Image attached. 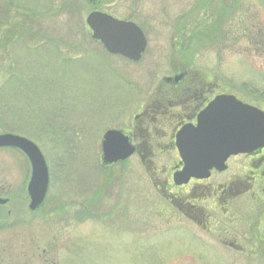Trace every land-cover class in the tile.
<instances>
[{
  "label": "rangeland",
  "instance_id": "obj_1",
  "mask_svg": "<svg viewBox=\"0 0 264 264\" xmlns=\"http://www.w3.org/2000/svg\"><path fill=\"white\" fill-rule=\"evenodd\" d=\"M82 1L0 0L1 72L28 78L40 71L50 79L42 92L0 97V134L26 127L25 135L7 133L33 140L50 170L43 208L32 213L30 162L14 148H0V196L14 200L0 209L2 247L35 243L51 250L48 261L29 264H246L220 243L238 229L228 218L215 213L206 231L172 210L164 213L170 207L137 157L104 167L102 138L136 124L141 101L179 68L208 72L221 91L264 108V43L255 42V34H264V0ZM94 11L143 27L148 46L141 60L107 52L92 32L87 42L77 30L71 39L73 17L85 21ZM64 227L70 234L60 233Z\"/></svg>",
  "mask_w": 264,
  "mask_h": 264
},
{
  "label": "flooded vegetation",
  "instance_id": "obj_2",
  "mask_svg": "<svg viewBox=\"0 0 264 264\" xmlns=\"http://www.w3.org/2000/svg\"><path fill=\"white\" fill-rule=\"evenodd\" d=\"M91 1L95 4V0ZM194 69L174 71L172 76L166 77V84H160V89L141 101L134 116L137 123L128 131L122 130L135 148L131 157L140 160L157 195L170 207L169 210L166 207L164 213L172 210L174 216L180 215L206 231L216 221L215 213H219L238 228L225 234L220 243L235 252L239 262H264V146L230 155L224 169L214 167L207 177L192 176L179 183L182 181L179 173L186 166L178 143L179 133L184 128L191 131L201 127V115L219 95L231 94L241 99L231 92L221 91L220 84L213 82L215 78L210 73ZM199 141L191 139L190 149L195 150L193 143ZM115 164L118 163H104V167L111 169ZM2 198H6L7 203L0 204V209L14 202L11 197ZM42 208L43 205L31 212ZM3 229L0 219V241ZM60 233L67 235L70 230L64 227ZM49 251L42 244L10 243L2 247L0 242V264L9 259H12L10 264L18 260L35 263L41 258L48 261Z\"/></svg>",
  "mask_w": 264,
  "mask_h": 264
},
{
  "label": "water",
  "instance_id": "obj_3",
  "mask_svg": "<svg viewBox=\"0 0 264 264\" xmlns=\"http://www.w3.org/2000/svg\"><path fill=\"white\" fill-rule=\"evenodd\" d=\"M86 22L93 38L111 54L139 61L147 48L144 31L133 21L94 11ZM200 125L192 132L184 128L178 135L181 154L186 162L179 173L182 180L179 183L192 176L207 177L214 167L224 169L230 155L264 146V111L234 95H219L201 115ZM193 138L200 140L193 143L195 150L190 149L189 141ZM3 147L20 149L28 157L32 167L28 183L29 208L36 210L43 204L49 187V170L43 153L31 139L13 133L0 134V148ZM134 151V146L122 131L110 129L104 134V163L125 160ZM5 203L7 199L0 198V204Z\"/></svg>",
  "mask_w": 264,
  "mask_h": 264
},
{
  "label": "trees",
  "instance_id": "obj_4",
  "mask_svg": "<svg viewBox=\"0 0 264 264\" xmlns=\"http://www.w3.org/2000/svg\"><path fill=\"white\" fill-rule=\"evenodd\" d=\"M79 1L81 2V4H85L82 0H79ZM69 25H68L67 28L69 30L71 39L76 38L77 34H78V36L80 38H82V40L87 42V39L89 37L88 35H89V33L91 31H90L89 27L87 26L86 20L83 21V19L80 20V18H78V20H77V19H75V17H73V19H72V28ZM15 29L17 30V29H19V27L15 28ZM76 30H77V34H76ZM27 32L29 33V31H27ZM11 34H12V31H7V35L5 36V38L8 39L7 36H12ZM23 34H24V31H22V36H23ZM263 38H264V34H262L261 32L259 34H257V35L255 34V42L257 44L262 45L264 43V42L261 41V40H263ZM28 39H29V35H28ZM18 41H21V39L19 38ZM11 42H13V41L12 40H8V42H7L8 45H11ZM0 44H1V42H0ZM66 52L67 53H72L73 50H69V48H67ZM73 56H79V54H74ZM31 58L36 59V55H31ZM37 61H38L39 65H40L38 67L39 69L45 68V65L42 64V61L38 57H37ZM52 62H53L52 56L48 55V66ZM77 65H81V64L78 63ZM73 66H76V65H73ZM58 74H59V72H58ZM24 76L25 75H23V73L21 72L20 74H11L10 77H8V76H5V74L2 73L1 70H0V97L6 95L8 93L9 94L8 98L13 100V98H11V95L15 94L16 92L19 93L20 90H24L25 91L24 92L25 95H27V92H30L32 94V93L42 92L43 90H46L47 88H50V86L48 84V81L50 79H49V76L47 74H43L40 71H37L35 74H33L31 76H28V78L24 77ZM16 98H17V96H16ZM16 98H14V99H16ZM25 99H26V97H25ZM1 102L2 101L0 99V103ZM1 105H3V103H1ZM66 105L70 108L71 104L68 102V103H66ZM9 106H11V109H12L13 112H15L16 114H19V111L16 112V110L13 108L11 103L9 104ZM73 108H75V106ZM27 109H31V107L27 108ZM0 112H2V111L0 110ZM20 113H23V112H20ZM10 115H13V113L11 112ZM21 127H23V126H21ZM24 129H26V127H23L22 130H18V129L14 130V128H11V129H7L6 131L2 130V133H4V132L7 133L9 131H12V132H15V133H19V134L25 135V133L28 132V130L27 129L24 130Z\"/></svg>",
  "mask_w": 264,
  "mask_h": 264
}]
</instances>
